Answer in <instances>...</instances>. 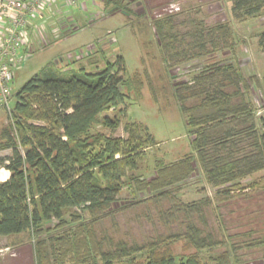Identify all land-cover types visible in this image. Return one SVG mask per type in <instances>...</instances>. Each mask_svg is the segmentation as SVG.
<instances>
[{"label":"trees","instance_id":"obj_1","mask_svg":"<svg viewBox=\"0 0 264 264\" xmlns=\"http://www.w3.org/2000/svg\"><path fill=\"white\" fill-rule=\"evenodd\" d=\"M102 5L130 12L126 0H102ZM263 11L264 0H229L230 17L238 22ZM207 19L203 5L197 4L151 20L167 71L219 51L234 54L230 23L208 25ZM259 46L264 52V32ZM115 62V73L108 63L93 73L80 67L67 78L48 63L15 92L11 117L0 129V152H10L0 157V170L9 172L5 181L0 176V237L31 233L34 264H238L237 251L242 249L259 250L264 261L261 230L229 233L224 219L213 228L207 215L212 205L219 211L238 198L241 181L264 171V120L256 117L249 100L251 85H258L256 77L246 78L229 62H215L188 81L171 83L192 152L172 163L156 160L155 174L145 179L129 175L138 171L146 150L157 145L144 124L126 122V138L95 131H116L119 119L104 113L132 93L134 100L141 99V74L126 80L122 58L117 56ZM196 168L214 195L183 203L177 196L180 186ZM126 185L148 198L118 205ZM249 186L264 189V176ZM161 201L168 203L166 209L158 206ZM129 206L134 221L154 226L153 234L141 242L117 231L115 214ZM74 207H83L87 218L71 215L65 221ZM106 219L111 222L108 229L102 227ZM52 221L57 224L50 228ZM158 223L164 232L156 229ZM173 225L177 231L169 232ZM179 241L195 253L175 255L173 245ZM219 247L225 251L201 261V251Z\"/></svg>","mask_w":264,"mask_h":264},{"label":"rangeland","instance_id":"obj_2","mask_svg":"<svg viewBox=\"0 0 264 264\" xmlns=\"http://www.w3.org/2000/svg\"><path fill=\"white\" fill-rule=\"evenodd\" d=\"M126 2L130 3L129 15L114 12L112 8H105L102 0H76V6L68 8L62 7V3L58 2L47 12L45 11V16L49 18L44 21L46 25L43 32L50 44L40 48L36 45L37 38H35L30 45L33 49L30 50L21 68L14 74L10 87L9 108L0 106V129L7 125L8 118L11 117L15 92L48 63H54L58 76L67 78L80 67L86 72L93 73L104 70L108 63L115 73L117 56L123 60L126 80H131L135 73H138L145 81L141 99L134 100L132 93L133 97L104 113L110 119H119L120 125L116 131L111 132L102 127H95V131L104 133L108 137L126 138L123 125L135 121L144 124L157 143L156 146L146 150V158L141 162L138 171L129 175L150 179L155 174L156 160L172 163L192 152L191 135L179 111L171 83L188 81L193 74L210 63L229 62L239 66L246 78L256 77L258 85H251L249 100L253 104L256 117L264 120L262 84L264 52L259 46V35L264 32V11L255 17L238 22L230 17L229 0H126ZM197 4L203 5L208 25L225 21L230 23L235 41L234 54L219 51L207 58L167 71L161 62L157 39L150 26L151 20L162 15L179 13L187 5ZM79 5L84 9L80 10ZM58 14L61 15V19L57 17ZM72 18L70 24L62 20L70 22ZM112 38L114 42L110 41ZM142 73H146L147 77L145 78ZM120 109H125V114H120ZM9 154V151L0 152V157ZM3 170L0 176L5 178L6 174ZM261 176H264V171L241 181L239 183L241 189L239 187L235 191L237 195L239 194L238 198L222 205L219 211H214L212 205L207 214L209 225L216 228L217 222L222 218L229 227V233L259 229L264 234V189L249 186ZM214 192L215 189L205 183L201 172L196 168L189 180L180 186L177 196L183 203H190L205 197L212 198ZM147 198V194L134 193L126 185L118 195L117 203L124 206ZM158 206L166 209L168 203L161 201ZM82 208H72L63 219L69 221L71 215L87 218ZM124 208L126 209L116 212L114 219L119 236L131 237L141 242L153 234L154 226L150 223L134 221L133 207ZM218 215L221 217L219 218ZM55 224L57 222L52 221L47 226L52 228ZM110 224L111 222L106 219L102 222V227L108 229ZM160 226L159 223L155 225L158 231L164 232L165 230ZM168 230L175 232L177 227L173 225ZM0 244V264H34V238L31 233L1 240ZM8 246L12 247L8 249ZM224 251V247L210 252L201 251L199 257L202 262H207L209 254L216 256ZM173 253L190 255L194 254L195 250L183 247V241H179L173 245ZM237 255L240 257L238 264H264L259 250L242 249L237 251Z\"/></svg>","mask_w":264,"mask_h":264},{"label":"built area","instance_id":"obj_3","mask_svg":"<svg viewBox=\"0 0 264 264\" xmlns=\"http://www.w3.org/2000/svg\"><path fill=\"white\" fill-rule=\"evenodd\" d=\"M58 2L66 8L76 6V0H0L1 107L9 108L10 83L15 72L21 68L30 50L33 49L30 45L35 38L39 39L36 40V45L40 48L50 44L43 32L46 25L44 21L47 20L45 11ZM57 17L60 18V15ZM61 29L62 27L60 32ZM30 37L34 39L31 40ZM110 41L114 42V39Z\"/></svg>","mask_w":264,"mask_h":264},{"label":"crops","instance_id":"obj_4","mask_svg":"<svg viewBox=\"0 0 264 264\" xmlns=\"http://www.w3.org/2000/svg\"><path fill=\"white\" fill-rule=\"evenodd\" d=\"M79 9H80V10H83L84 7H83L82 5H79ZM66 14H68V13H66ZM59 15H60V14H59ZM60 16H61V15H60ZM48 18H49V16H48ZM48 18H47V19H48ZM60 19H61V18H60ZM72 20H73V18L70 19V22L68 21L67 23L70 24V23L72 22ZM55 21H56V20H55ZM61 21H62V20H61ZM56 24H57V21H56ZM57 26H58V24H57ZM61 27H62V26H61ZM61 27H60V28H61ZM73 31H74V30H73ZM30 34H31V33H30ZM2 170H3V169H1L0 172H1ZM3 171H4L5 174H6V175H5V179L7 180L8 177H9V172L6 171L5 169H4ZM5 179H4V181H5ZM0 181L3 182L1 179H0ZM17 236H19V235L11 236V237H0V241H1V240H6V239H8V238L17 237ZM0 245H1V244H0ZM6 246H7V245H6ZM11 247H12V246H8V249H10ZM6 248H7V247H6Z\"/></svg>","mask_w":264,"mask_h":264}]
</instances>
